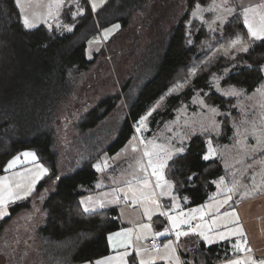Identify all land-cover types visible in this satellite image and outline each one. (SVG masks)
Listing matches in <instances>:
<instances>
[{"label":"trees","instance_id":"trees-1","mask_svg":"<svg viewBox=\"0 0 264 264\" xmlns=\"http://www.w3.org/2000/svg\"><path fill=\"white\" fill-rule=\"evenodd\" d=\"M170 1L108 0L94 13L89 1L82 0L79 5V9H83L81 14L74 17L66 12L64 17V21L73 26L72 30L60 33L56 28L45 25L27 29L17 1L0 0V177L5 175L9 161L24 151H34L49 172L30 197L11 205V216L0 222V237L13 217L30 210L35 198L46 191L42 207L45 217L37 230L40 245L37 264L97 261L110 253L108 236L125 227L117 211L85 213L80 204L81 199L91 194L100 181L95 165L99 162V147L103 144L96 140L94 130L109 116L117 99H102L96 107L82 114L75 124L71 123L74 125L70 139L74 143L66 145L68 160L65 152L58 148L60 138L56 115L62 103L70 98L77 78L87 73L99 56L89 60V42L103 30L118 24L119 32L109 41L110 50L118 57L128 49L134 53L132 50L136 51L143 41L144 31L151 24L163 25L171 3L177 2ZM211 2L187 0L188 10L163 33L162 44L149 49L150 55L142 65L141 73L148 81L139 93L133 112L137 108L142 111L159 99L184 69L191 67L195 59L203 58L204 54L199 53V49L211 36L200 22L194 20L189 25L188 21L197 5L204 7ZM222 31L215 35L216 41L231 42L249 37L238 8ZM191 33H194V44L190 42ZM263 66L264 39L235 60L230 61L224 55L213 56L197 71L193 88L173 100L178 104L183 97H192L194 87H207L215 74L230 67H234V71L222 85L254 92L264 84ZM124 93H130L127 85ZM234 101L218 93L207 97L210 105L223 111L229 110ZM227 118L223 119V134L214 138L215 142L226 143L232 134ZM130 131L128 124L112 153L125 145ZM206 151L205 138L196 137L186 152L174 157L166 169V178L175 184L177 193L190 200L189 208L208 202L210 192L215 189L213 181L224 173V166L218 158L203 159ZM225 249L224 244L203 249L197 257H204L207 264H213L220 260Z\"/></svg>","mask_w":264,"mask_h":264},{"label":"rangeland","instance_id":"rangeland-1","mask_svg":"<svg viewBox=\"0 0 264 264\" xmlns=\"http://www.w3.org/2000/svg\"><path fill=\"white\" fill-rule=\"evenodd\" d=\"M81 2L82 0H64V6L59 11L56 9L55 0H19L17 4L21 10L23 23L24 18L27 17L29 22L35 25L32 28L25 26L27 29L51 25L50 28L54 27L60 33H68L70 32L68 28L72 29L73 26L68 25L64 21V17L69 13L74 17L81 14L82 12L77 7L78 4L81 5ZM96 3L100 5V0H96ZM91 4L92 0L90 6ZM105 4L106 2L93 12L96 13ZM237 8L241 11L244 23L243 9L254 8L255 13L250 12L248 18L254 27L259 26L260 17L264 16V0H212L209 5L196 7L190 13L189 25L194 20L198 21L211 36V39L205 41L199 49V53L204 56L200 60L195 59L191 67L184 69L178 80L159 99L147 105L142 111L137 110L138 108L135 112L132 111L140 97L139 93L143 85L148 81V78L141 74L142 65L150 55L149 49L155 44L160 46L163 33L173 27L177 19L186 13L188 10L187 0H177L176 4L171 3V9L163 25L157 27L155 22L154 25L151 24L144 31L143 41L138 44L136 51L132 50L134 53L128 49L120 57L113 55L109 41L119 32V28L114 29L113 26L108 28L110 31L107 36H105L106 29L103 30L101 35L99 33L88 44L89 60H94L99 56L90 66L88 72L77 78L70 98L65 100L57 110V130L60 138L58 148L64 153L66 145L74 143L70 139L71 128L79 120V117L96 107L102 99L107 97L117 99L109 116L94 130L97 136L96 140L103 144L102 147H99L100 159L95 165V169L109 186L113 187L114 185L128 200L139 199L141 189L139 181L146 175H149V179L153 185L155 184V177L150 175L151 169L147 165L148 157L144 155L145 151H158L153 145L163 146L173 152L183 148L184 152L174 156L176 157L185 153L190 142L196 137L205 138L206 154H208L210 142L215 154L205 160L218 158L224 166L223 175L213 181L215 189L209 194V200H212L214 205L207 207L206 210L204 207H200L202 211H199V216L197 211L191 213L192 209H187L190 200L187 197L182 198L177 193L173 182L174 187L171 195L166 197L172 202V205L169 206L171 212L178 216L183 213V219L194 217L190 223L180 225L182 232H185V227L187 228L192 222L201 221L203 214L206 216L209 213V215H213L211 223L214 220L217 223L216 229L225 225L226 233L228 229H231L230 224L236 226L237 213L236 210H233L232 205L240 199L255 194L260 187L264 186V157L262 160L256 157L258 153L264 152V84L254 92L232 86L224 87L223 80L234 71V67H230L215 74L207 87H194L195 92L192 97L188 99L183 97L178 104H175L173 100L174 97L182 96L193 88L197 71L213 56L224 55L230 61L235 60L239 54H246L256 42L264 39L252 37L245 24L249 33L248 38L240 37L231 42L216 41L215 35L223 32L224 26L236 15ZM140 18L138 17V19ZM194 33H191L190 38V42L193 44ZM129 47L131 48L130 45ZM126 85L129 94L124 93ZM211 93L232 98L235 100L234 104L227 111L210 105L207 102V97ZM225 117H229L227 119L232 128V134L226 143L215 142L213 139L219 138L223 134V119ZM128 124L131 131L128 136L127 133L125 134L128 137L127 140L125 139V145L116 153H112L114 145L122 138L120 137L122 130L124 127L127 128ZM64 154L66 155V152ZM67 157L66 155L68 160ZM141 163H144L148 168L147 173L141 170ZM41 165L43 164L26 166L12 174V177L10 174L2 176L6 179L0 180V197L7 202L2 210H7L9 213L10 203L19 199L16 198L17 195L21 197L23 193L28 195L36 191L37 184L48 174V171L46 174L43 173ZM43 168H46L45 165ZM166 169L164 170L165 178ZM248 177L249 179H247ZM129 183H131V188L135 189V194L130 190ZM230 188L233 189L231 193L228 192ZM9 189L12 196L9 195ZM46 195V191L42 192L35 198L30 210L22 211L23 213L11 224L8 223V232H3L1 235L5 236V239L0 243V264H37L35 254L40 245L33 239L37 237V230L45 217L42 207ZM229 195L231 196L229 202L221 206V202ZM155 198L157 199V195ZM139 201L134 203L135 207L145 203L142 199ZM200 208L198 207L197 210ZM212 208H216V211H212ZM232 212H235L236 216L225 217V213ZM231 237L234 236H227V239ZM15 238L17 239L14 241L16 244H11L13 243L12 239ZM170 264H181L178 254L175 258L172 257Z\"/></svg>","mask_w":264,"mask_h":264},{"label":"crops","instance_id":"crops-1","mask_svg":"<svg viewBox=\"0 0 264 264\" xmlns=\"http://www.w3.org/2000/svg\"><path fill=\"white\" fill-rule=\"evenodd\" d=\"M88 1L90 4L91 0H88ZM25 152H34V151H24L20 153L19 155H17L16 157H19V161L15 163L11 168H9L8 165L16 157L10 160L6 166L5 175L10 174V176L12 177V174L17 173V171L21 170L22 168L26 166L41 164L35 152H34L36 154L35 160H33L31 157H25L23 155V153ZM256 157H259L260 160H262V158L264 157V152L258 153ZM255 168L258 169L257 166H255ZM47 175L48 174H46V176ZM46 176H44L41 179V181ZM247 179H249V177ZM95 189L94 191H92L91 194L81 199L80 204H81L82 211L85 213H96V212L106 211V210L117 211L118 218L125 225V227L113 233L123 232L125 229L132 230L131 244L127 246V249H125L124 247L113 248L112 247L113 242L109 241L108 239L110 253L106 257L117 256L119 253L127 251L129 255L126 256L125 259L127 260L128 264H138V261L141 258L149 259L150 257H155V264H170L172 257L175 258L178 254L181 259V264H207L206 258L197 257L198 253L203 249H209L211 247L224 244L226 245V249L222 252L223 257L221 256V258H219L220 260L213 264H226L227 260H234V259H241V258L244 260H247L248 257H254L257 260L264 259V186L260 187L255 194H252L243 199H240L239 201L233 204L234 206L232 205L233 210H236L239 224L240 226H242V230L245 235L243 237L241 236L238 237L237 235V236L231 237L230 239L226 238L223 240H220L218 238V235L216 234L225 232L227 227L224 225L222 228L216 229L217 223L215 222V220L212 221L211 223V220H213L212 219L213 215H209V213H207L206 216H204L202 212L201 213L203 214V219H202L203 221L201 220L198 223L192 222L188 226L189 228L185 227L184 229V231L186 230L185 232L187 233H190L192 229H197V231L191 232V234H188L186 236H181L177 240L176 232L181 231V227L179 229H173L171 227V222L169 220V217L165 215H161V213L168 212L169 215L171 216H178V215L171 212V210L169 209V206L172 205V202L170 200H167L166 197H168V195L159 196L160 190L156 189L157 200L159 201V204L161 205L159 211H157L151 204H148L146 202L139 207H135L136 205H134V203L140 202L138 198H134L133 200H128V198L125 195H122L120 191L117 190L114 185L113 187L109 186L106 183V181L101 177V175H100V181L97 182ZM33 193L34 192H31L28 195H25L23 193L21 194L22 199L21 198L16 199L17 201L15 202H19L24 199H27ZM123 197L125 198L124 200H122ZM89 198L91 199L89 200ZM114 199L117 200L118 202L113 203L112 201ZM15 202L10 203L8 207L9 213H7V210L5 211L1 210L5 212L6 215H0V222L11 216L10 208H11V205L15 204ZM101 204H103L102 207L100 206ZM211 205H214V203L212 200H209L205 204L200 205L198 207L199 208L204 207V209L206 210L207 207ZM85 207H88L93 210L86 212L84 210ZM146 207L149 209V212L147 213L145 212ZM198 207L189 208L187 206V209H192L191 213L194 212L193 210H196L197 211L196 213H198L197 215L199 216V211H202L201 210L202 208L197 210ZM212 211H216V208H212ZM22 213L23 212L13 217V219L9 222V224H11ZM149 215L151 216V219H149ZM9 224L7 225V228L4 229L3 232H8ZM142 225H150V228H142L141 227ZM193 225L195 226L192 227ZM229 227L234 228L236 226H233V224H230ZM166 229L168 231L165 236L155 235V233L165 232ZM201 232L204 233L203 236L200 235ZM138 236H139V239H137ZM205 236H207L209 240H211V243L209 242V240H206L204 238ZM4 237L5 236L0 237V243L2 240L4 241L5 239ZM153 239L163 241V246L159 248L158 251L156 249H153V247L149 244V242ZM16 240H17L16 238L12 239L13 243L11 244H14V243L16 244V242H14ZM33 240H35L36 242L38 241L37 237H35ZM245 240L247 241L246 247L251 248V252L237 251L234 248V246L236 244H243ZM170 242L172 246L175 248L174 254L171 252V249L164 248V245H167ZM36 255H37V251H36L35 256ZM165 256H167L168 258L166 259L162 258ZM133 257H135V259H133ZM104 258H101L99 260H102ZM113 264H117V262L114 261Z\"/></svg>","mask_w":264,"mask_h":264},{"label":"snow or ice","instance_id":"snow-or-ice-1","mask_svg":"<svg viewBox=\"0 0 264 264\" xmlns=\"http://www.w3.org/2000/svg\"><path fill=\"white\" fill-rule=\"evenodd\" d=\"M106 2V0H100V5L104 4ZM17 3H19V0H17ZM100 5H98L96 3V0H92V4H91V8L92 10H95L97 7H99ZM55 6L57 11H59V9L61 7L64 6V0H55ZM77 7H79V5H77ZM197 7H199V5H197ZM80 12H83V9H80ZM244 12V16H245V24L247 25L249 32L251 34L252 37L256 38V39H261L264 38V16L260 17V24L258 27H254L253 24L250 22L249 18H248V14L251 13H255V9L254 8H245L243 9ZM51 14V13H49ZM24 24L26 27L32 28L35 27L34 24L30 23L28 18L25 17L24 18ZM49 27H51V25H49ZM120 26L117 25H113V28H119ZM69 31H71V28H68ZM110 30L106 29L105 30V36L108 35V32ZM141 123H143V121H141ZM139 130V129H138ZM153 147L155 149H158V151H145L144 155L148 157L147 160V165L148 167H150L151 172L150 175L155 177V184L153 185V183L151 182V180L149 179V175H146L141 181H139V183L141 184V189H140V195H139V199H142L143 201H145L148 204H151L157 211H159L161 205L159 204V201L155 198L157 193H156V189H159V196H165L171 195V191L174 187V185L172 184L171 181L167 180L165 178V173L164 170L166 168L169 167V161L173 160V157L179 153L184 152L183 148H179L176 149L175 152L164 148L163 146L160 145H153ZM214 149L211 148V144L209 142V149H208V154H206L203 159H208L210 155H214ZM23 155L25 157H31L33 160L36 159V154L34 152H25L23 153ZM19 161V157H16L13 161H11L8 165L9 168H11L15 163H17ZM43 173H46L48 170L46 168H43V165L40 166ZM99 167V166H97ZM140 168L142 171L144 172H148V168L145 167L144 163L140 164ZM195 175V173L193 174ZM5 177H0V180H5ZM191 179V177L189 178ZM129 188L130 190L133 192V194H135V189L131 188V183H129ZM233 189H228V192L231 193ZM9 195L12 196L13 194L11 193L10 189H9ZM16 198H22L19 197L17 195ZM91 198H89L90 200ZM186 199V198H185ZM231 199V196L229 195L227 199H225L224 201L221 202V206L223 204H227L229 202V200ZM113 203L118 202L117 200H113ZM7 202L3 200L2 197H0V210L3 209L4 205ZM101 207L103 206V204L100 205ZM86 212L92 211L93 209H90L88 207H85L84 209ZM196 211V210H193ZM145 212H149V209L146 207L145 208ZM0 215H6L5 212L0 211ZM161 215H165L169 217V220L171 222V227L173 229H179L181 224H188L190 223V220L194 217H189V219H183V213H181L179 216H171L169 215L168 212H163L161 213ZM225 217H227L228 215H232V216H236L235 212L232 213H225L224 214ZM149 219H151V216L149 215ZM236 223V227L235 228H231L228 229L227 232H221L218 233V238L220 240L226 239L227 236H241L243 237L245 234L242 230V226H240L239 224V220L238 217L235 221ZM142 228H150V225H142ZM167 229L165 230V232H161V233H155L156 236H165L167 233ZM193 232H196L197 229H192ZM131 235H132V230L131 229H125L123 232H118V233H113L111 234L108 239L109 241H112V247L113 248H117V247H124L125 249H127V246L129 244H131ZM188 235L187 232H182V231H177L176 232V237L177 240L181 237V236H186ZM200 235H204L203 232L200 233ZM146 238V237H145ZM206 240H209V238L207 236L204 237ZM137 239H139V236L137 237ZM209 242L211 243V240H209ZM247 245V241L245 240L243 244H236L234 246V248L237 251L240 252H251V248L246 247ZM153 249H156L157 251L159 250V246L158 245H153L152 246ZM165 249H171V252L174 254L175 253V248L172 246L171 242L167 245H164ZM147 251V250H146ZM129 253L127 251H124L122 253H119L117 256H109V257H105L102 260H97L94 262H89V264H113V262H117V264H128L127 260L125 259L126 256H128ZM162 258H168L167 256L162 257ZM133 259H135V257H133ZM178 260V258H177ZM138 264H155V257H150L149 259H143L141 258L138 261ZM226 264H264V259H259L257 260L254 257H248L247 260L244 259H234V260H227Z\"/></svg>","mask_w":264,"mask_h":264},{"label":"built area","instance_id":"built-area-1","mask_svg":"<svg viewBox=\"0 0 264 264\" xmlns=\"http://www.w3.org/2000/svg\"><path fill=\"white\" fill-rule=\"evenodd\" d=\"M100 35H101V32H100ZM124 199H125V198L123 197L122 200H124ZM194 226H195V225H193L192 227H194ZM149 244H150L151 246H153V245H158L159 248H161V246H163V241L153 239V240H151V241L149 242Z\"/></svg>","mask_w":264,"mask_h":264}]
</instances>
